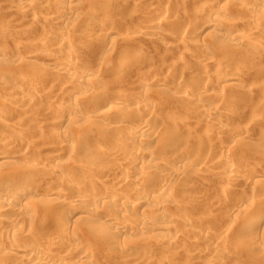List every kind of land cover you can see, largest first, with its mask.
<instances>
[{"label":"rangeland","instance_id":"rangeland-1","mask_svg":"<svg viewBox=\"0 0 264 264\" xmlns=\"http://www.w3.org/2000/svg\"><path fill=\"white\" fill-rule=\"evenodd\" d=\"M27 1L31 2L33 5V13L30 15L23 16L19 12L17 7L18 0H4V3L0 8V50L6 51L8 55L6 60L0 63V75L6 76L4 80L0 81V102L9 103L6 104V106L0 103V105H2L0 106V108L2 107L0 109V114L3 115H1L2 118H0V156H2L0 157V178L1 180L6 179V176L3 174L8 172L7 169L18 168L19 170H16V178H20V181L26 179L22 184L29 185L28 193L25 195L24 202L28 203L27 201L35 199L32 202L29 201V203H31L33 208L38 207V210L36 208L38 212L36 214H40L39 217L36 214H33L34 219L31 217V219L27 221L29 223L26 222L27 227L24 224L25 228H23V230L25 229V231L22 232L24 234H21L22 236L20 235V237L23 238L25 234L29 233V241L31 240L30 242L34 243L36 247L38 246V248L41 247L40 249H43L42 247L45 240L48 239L47 237H52V235L55 236L54 233L56 234L62 230L59 229L60 225L62 226L63 224H61L62 221L59 222L61 219L55 217L56 215L54 213H49V215L42 213V215L44 214L42 216L41 212H43V208L37 203L39 198L44 197L43 189L48 185L55 184L58 180H55L52 176L50 178L48 175L39 174H41L40 170H42V165L44 164L46 167L45 164L48 165L52 163L53 155L58 154V151L60 150L59 146L61 144L59 143H61V141L59 138L58 140L57 138L53 139V133L57 130L59 132L66 131L68 127L83 126L88 119V116L84 115L83 118L78 119V121L76 120L77 122L75 121V123L74 121L68 122L69 119L66 116L67 109L64 108L63 110L62 108L61 112H63L57 114L56 117V114L53 115L52 112L47 111V109L50 108L49 106L62 107L64 100L65 102H71V104L75 103L76 96L79 95L69 94L72 92L71 89L73 88L72 90H74L76 86V84L72 83L69 78H56L54 75H47L44 73V69L51 67L53 64L52 61H55V63L67 64L76 69H81L82 67L87 70L90 69V73L94 74L101 71L102 68L106 69V71H113L118 66L117 64L120 65L121 54L125 53H123V51L131 52L133 55L135 48L138 50L141 47L139 49V51L141 50L140 56H142L144 61L135 68L137 73L144 77H150L153 75L158 76V74L162 75L163 73H159V67L165 64L170 65V63L175 60L174 58H177L174 57L176 56V53H178L177 56L184 53L183 55L187 58L185 62L175 65V67H173L174 69H172V71H174L171 75L174 79L171 82V87L194 95L203 86H206V89H208L207 95H204H209L208 97H210L211 100L206 98V102L204 100L205 98H202L198 103L201 98L200 95H195L188 101L163 96L161 104L157 107L154 116H151V119H148L149 121L147 122L150 131L166 134L170 137L169 143L161 144L160 142L153 146L155 147L154 150L152 149L157 152V154L160 153L159 155H161L160 157L162 158L163 155L161 154V151L162 148H164L166 152V157L164 156L163 158L164 165L172 164L181 168L180 170L184 169H182L183 166L185 167L184 170H187V167L189 168L185 172L184 170L181 171L182 174L179 173L180 171L178 170V172L175 171L168 173L169 176L166 175L171 179L173 178L174 186L171 185L172 182L169 187L166 180L158 175H152V177L149 174L150 177L147 176L144 181L148 188L150 186L151 190L155 187L157 188H155L156 191L165 189V197H167L168 194L167 199L170 198V202H173L170 204L171 206H164L166 210L161 207V205L159 206L157 202H150L139 209L135 206V209L133 208L135 205H133V203H135L137 199L135 196H131V198L128 199L130 202H128L132 204V207L131 209L127 207L130 210V212L127 213V211H129L128 209L125 212V208H123V211L121 209L123 207L121 204L118 205L115 201V203H113L110 196H107L98 202H92L100 211V213L95 216L88 214L87 209L88 207L90 208V204L83 202L79 205L80 208H78V212L75 214L76 219H79L77 220L78 222H76V231L80 228L78 231L82 234V229L86 227L83 231V235L80 234V236H78L77 234H79V232L77 231L76 234L73 229H71L73 232L71 230H63L64 233L62 232L63 234L61 233V235L65 239H60L61 242L59 241L56 247H53V250L49 252V255L52 254V258L50 259L53 260V256L56 255L57 257H61L60 255L63 254H65L63 256L70 258L68 254L72 250H67L66 245L67 247L68 245L74 247L73 241L76 240L79 244L82 243L83 246H86V248L94 254H92L94 257L87 258L88 260L91 258L89 262L88 260L86 261L87 264L264 263V258L261 259L262 256L259 251L260 247L262 248V246H264V228L255 229V231L252 232L248 230L249 228L245 230L244 228H239L241 221L240 217H246L243 214H246L247 212H249L247 217H249V220L251 218L250 221H254V223L255 220L256 223H261L260 221L264 219V6H262V4L257 5L252 3L251 0H75L76 3L74 6H76L77 15L68 16L70 10L64 6L63 3L59 6H51V0ZM128 2L130 4H128ZM120 3L128 5L125 7ZM88 19L91 21L98 20L101 24L104 22L102 24L103 32H93V34L96 33L95 36H99V34L100 36H104L108 30L115 31L119 34L117 36V39L119 40L117 41L118 43H116V45L113 43V45L103 44L96 46L97 43L87 40L86 37L90 34V31L85 26L84 22ZM153 19L154 21L156 20V22L157 20L159 21L162 19L164 20V23L162 22L163 24L161 25L151 24ZM214 19L218 22L219 20H223L224 23H222L223 25H221L220 28H226L230 31L232 30L245 37L247 41L245 40L244 43H242V46L240 45V47L236 48L232 44L233 41L229 40L230 38H227V36L224 35V29L222 31H219L214 27H207L205 29L207 23L210 20L212 22ZM148 21L150 22L147 23ZM69 26H71L72 29L69 28ZM144 27L161 32L166 36L168 35L167 40H169L171 44L166 45L167 47H165L163 40H157L154 42L143 41L139 45H137V41L135 42V40L133 41L135 43L132 42L133 44L131 42L127 43V45L124 44L125 42L122 45L120 44L124 38L136 35L134 33ZM67 36L68 41L65 40ZM40 39H44L45 42L48 43V46L42 47L37 45L35 42ZM91 39L97 41L94 37ZM30 54H35L37 56H34L33 59H29ZM132 55L127 59L130 61L133 60L131 59ZM112 64L114 65V68ZM154 64L157 65L154 66ZM211 65L221 67L225 74L227 73L226 75L233 79V81L225 83L219 75H216L212 71L210 68ZM84 66L87 67L85 68ZM66 82L69 85L72 84V86L68 85L69 87H65L67 90L70 89L68 90L69 93L68 91L66 92L65 88H63L64 90L62 91L59 89V85L63 83L67 85ZM79 91L80 90L77 88L76 92ZM53 95L58 96L57 103H55L57 99H55ZM223 97L228 98L229 103L223 104L219 102V99ZM16 98L23 102L25 101L24 105L26 106L24 107L26 108L30 104V111H28L29 107L26 111H23L24 107H22V109L18 107L21 105H16V103L20 102H16ZM59 98H62V102H60L61 99ZM208 99L210 100L209 102L207 101ZM26 103L29 104L27 105ZM52 103L55 105H52ZM200 103H205V105L209 107V113H214L212 121L209 124L212 132H210L209 136L207 135L204 138L202 134L205 126L203 125V122L196 120L198 116L204 114L196 105ZM3 106H5V108ZM6 108L9 109L6 110ZM13 124L15 126H13ZM37 125L39 128H42V130H38ZM35 126L37 128H35ZM47 126H51L50 129H48ZM53 126L58 129L56 128V130H53L55 129ZM219 127H223L226 131L223 130L220 132L218 130ZM19 128L21 131L18 130ZM33 128L36 131H34ZM49 130L54 132L52 133ZM71 130L73 129L71 128ZM68 131H70V128ZM242 131L243 134L245 131L246 136L243 135V137H240ZM26 135L30 139L27 138ZM202 138L203 143L205 141L209 144L210 141L209 146L207 144L203 147V145L198 144L200 142L202 143ZM240 138H242L243 141H241L242 139L239 140ZM198 139L201 141L198 142ZM6 140L9 142H6ZM31 140L32 142L30 143ZM105 141H108V139L104 140L103 145L106 144ZM10 142H14V145ZM217 142L220 143L219 145L224 144L225 146H221L220 148ZM43 143H46L45 146ZM57 144H59V146ZM107 145L109 144L107 143L106 146ZM168 145L170 146L168 147ZM18 146L19 150L22 149V147L24 148L22 149L24 154H20L17 149ZM15 149L19 154L16 153L17 151ZM55 150H58L57 153H55ZM62 150L61 147L59 152L61 153ZM75 150L76 152H74ZM78 150L80 149H74L73 151L68 149V152H66L67 150H63L61 154L62 156L64 155V168L62 166L64 163L59 164V166L65 170L63 171L67 172V174L65 173L66 177L73 180H79L84 177L83 171L81 170L79 172L81 167L79 159L81 161V159H85L87 156L84 151H80V153ZM82 153L86 156L85 158L81 155ZM188 154L189 156H187ZM3 155H13L15 158L10 159L8 157V159H6V156L3 157ZM183 155H186L187 157ZM195 155L199 159H202L203 157L205 159H211L210 161L214 158L213 161L215 162L217 157L225 159L228 156L226 158L228 164L230 162V166L241 172L242 180H236L237 184L234 183V187L232 186L233 188L230 192L231 200L229 201L230 203L228 202V204H226L228 206L223 205L221 208L222 205H220L218 208V206H214L213 201L215 197L217 198L218 195H221L220 187L224 184V181L222 183L221 176H223L222 174H224L223 172L225 171L222 173L220 172L223 170V167L221 166L222 168H220L219 163V167H217L218 164L216 163L217 166L214 165V167L216 166L215 170L217 171V168L222 170L219 169L220 171H218V173L216 172V174H213L212 172L215 170H210L213 167L212 166L208 168V170L211 171H208V173L203 167L206 165H199L200 161ZM88 157L86 159L90 160L91 158L89 159ZM166 159L167 161L168 159L170 160L167 162L165 161ZM6 160L9 161L8 164ZM209 160L206 161L209 162ZM31 161H38L35 162L37 165L41 162V165H39L41 167L38 168L39 174L37 173V177L35 175L36 173H31L32 170L37 171V168L28 170L31 171L30 173L32 175L30 173L27 174V172L25 173L23 170L25 169L24 167L27 168V165L33 167L31 166L33 165ZM4 162H6V164ZM99 163L101 162H98V164ZM101 164L99 165L101 166ZM65 167L67 168L65 169ZM83 167L84 166L82 165L81 168ZM72 168H77L78 174H73L71 172V170H73ZM93 168L94 167H92V170ZM98 171H100V168L96 167L92 174H98ZM190 171L195 174L200 171V174L193 175ZM43 172L44 171H42V173ZM23 173L25 174L23 175ZM80 173L82 174L80 175ZM25 175L31 176H29L28 179ZM43 175L47 176L46 178L44 176V181H42L44 179L42 177ZM198 175H200V177ZM100 176L104 177L105 175L104 173H101ZM100 176L98 177L99 179L101 178ZM108 176L109 174L106 173V181L104 180L105 178H102V180L100 179L101 181L98 178L95 179L96 182L94 181V185H90V182L87 181L89 184L88 188H90L89 186H91V188L93 186L95 192L98 190H100L99 192H103L106 188V183L107 185H110L112 182V180H109L111 178H108ZM38 177L43 179H38V181ZM244 177L246 179H244ZM222 179L224 180L225 177ZM40 181L42 182L40 183ZM58 183L59 181L56 184ZM258 183H260V185ZM10 191L12 190L9 189L8 192L6 191V194L8 193L7 195H9L10 197H8L11 199V195L13 194ZM218 192L220 194H218ZM102 194L105 193L103 192ZM232 196H235V199L237 198L238 202L236 200V203L238 205L233 202L235 199ZM9 198L5 197L4 200H9ZM258 199H263L261 202L263 205H256V203L260 204L258 203ZM41 200L42 199L38 202H42ZM209 201L213 202L211 203ZM231 201L233 203H231ZM4 204L6 205L7 203ZM37 204L40 206H35ZM157 208L161 209L159 210L161 211V215L158 217L154 214V212H157L155 211ZM257 208H262V210H258ZM225 209L226 212H229L230 209L232 211L233 209L235 212L234 214L236 215L230 217L229 215L228 217L224 216L227 215ZM253 211L255 212V216H253ZM35 215L37 219L35 218ZM68 215H70V212ZM253 217H256L255 220ZM144 219L148 221L146 222L147 225H141ZM114 221H125L128 225L130 224L133 229L129 233L117 234V236H115L116 234L114 233V230L116 227L113 223ZM31 223L33 224L32 226ZM2 225L4 227V224ZM2 225L0 223V228H3L1 227ZM17 225L22 226V223L19 222ZM250 225L253 224L250 223ZM141 227L142 230H140ZM28 228L30 229V232ZM3 230L9 232V230L4 228ZM12 231L13 230L10 228V235L13 236H7V234L5 236L4 234L5 237H1L4 239H2V242L0 241V246L2 247L0 248L2 250L4 248V251L6 249L7 252V248H14L13 245H17L15 249H22V246L28 242L26 240L28 239V236L26 238L25 235V238L22 239L23 241L18 237V239L15 240L17 243H13V245L11 243L8 246L7 244L10 242L7 243V241L9 238L14 237V231ZM66 231H71V233L67 234ZM85 232H87V236H85ZM199 233H201V236ZM64 234L66 237L63 236ZM112 234L115 235L113 236ZM202 234L204 236H202ZM32 235H36L37 240H39H35L34 238L36 237H33ZM108 235H112L114 238L111 236L112 238L110 237V239H108ZM78 237L81 239L78 240ZM19 239L21 240L20 242H18ZM111 239H113L112 243L110 242L112 241ZM109 242L110 244H107ZM3 244H6L7 247ZM63 248L66 252H64L65 250ZM68 248L70 249V247ZM4 251L3 253H5ZM3 253L0 254V264H27L28 262L31 264L35 262V260L38 261L37 259L39 258L37 255L33 254L32 256L30 255V257L27 255L23 258L14 257V259L10 257L9 259V257H7V259L4 258L6 257V253L5 256H3ZM74 254L73 256L71 255V257L76 260L77 255L75 256ZM28 258H30L31 261ZM50 259L48 260L49 262H47L48 264H58L55 261L50 262ZM78 259L79 260L76 261L74 260V264H80L82 261L85 262V258L78 257ZM260 259L262 262L259 261Z\"/></svg>","mask_w":264,"mask_h":264},{"label":"bare ground","instance_id":"bare-ground-1","mask_svg":"<svg viewBox=\"0 0 264 264\" xmlns=\"http://www.w3.org/2000/svg\"><path fill=\"white\" fill-rule=\"evenodd\" d=\"M126 1H128V0H126ZM121 2H125V1H121ZM251 2L252 3H255L257 5L258 4H260V5L262 4V6H264V0H251ZM3 3H4V0H0V8L3 5ZM61 3H63L64 6H66L70 10L69 13H68V16L75 15V14L77 15V9H76V6H74V4L76 3L75 0H51L50 5L51 6H53V5L59 6ZM120 4H122L123 6L126 7L130 3L128 2L127 5H124L125 3L124 4L123 3H120ZM17 7H18L19 12L23 16L30 15V14L33 13V5L31 4V2H29L27 0H18ZM214 20L212 22L210 20L207 23V25L205 26V29L207 27H214L215 29H217L219 31H222L224 28L222 29V28H220V26L223 25L222 24V23H224L223 20H219V22L216 21V20L214 21ZM163 21L164 20L161 19L159 21L157 20V22H156V20L154 21V19H153V22L151 24L161 25V24L164 23ZM149 22L150 21H148L147 23H149ZM84 23H85V26L90 31V34L86 37V39L89 40V41H91V42H93V43H97L96 46L103 45V44H106V45L112 44L113 45V43L116 45V43H118L117 41H119V40L117 39V36L119 34L116 33L115 31L108 30L107 33L104 34V36H100V34H99V36H95L96 33L93 34V32H98V33H101V31L103 32L102 24L104 22L101 24L98 20L97 21H94V20L91 21V20L88 19ZM69 28L72 29L71 26H69ZM224 30H223V32L225 33L224 35L227 36V38L229 37L230 38L229 40H232L233 42H235V43H233L231 41L232 44L236 48L237 47H240V45L242 46V43H244V41L246 40L245 37H243L242 35L234 32L232 30L230 31L229 29H226V28ZM70 31H73V30H70ZM134 34H136V35L130 36V37H127V38H124L122 40V43L120 42V44L122 45L125 42L124 44L127 45V43H130V42L132 43L134 40H135V42L137 41V45L141 44L143 41H151V42H154V41H157V40H163L164 41V44H165V47H167L166 45H170L171 44L169 42V40H167L168 35L166 36L165 34H163L161 32H158L156 30H150V29H148V27H144L142 29H139ZM92 37H94L95 39H97V41L96 40H92L91 39ZM65 40L68 41V36H67V38ZM135 42H133V43H135ZM35 43L37 45H39V46H42V47L48 46V43L45 42L44 39L43 40L40 39L39 41L37 40ZM132 44H131V46H132ZM94 46H95V44H94ZM139 49L137 50L135 48V51L132 50L133 51V55L130 52L131 55H132V57H133V58L131 57V59H133L131 61L127 59V58H129V56H131L130 53L128 51L127 52L126 51H123V53L124 52L125 53L124 54H121V57H120V59H121L120 65L117 64L118 66L116 65L117 67L113 71H106V69H103L102 68V70L100 69L101 71H98V72H96L94 70L96 72L94 74V73H90V71H91L90 69L87 70V69H84L83 67H82L83 69L82 68L81 69L80 68L79 69H76L75 67H74L75 68L74 69L70 65L62 64V63L61 64L55 63V61L54 62L52 61L53 64H52L51 67H47V68L44 69V71H45L44 73L47 74V75H54L56 78H63V77L69 78V80L72 81V83H75L76 86H77V88L80 90L79 92H76L77 88L74 85L75 86V89L72 90L73 88L71 87L72 88L71 89L72 92L70 91L71 93H69L68 90H70V89L67 90L65 88L69 84H67V82H66L67 85H65L64 83L63 84H60L59 85L60 86L59 89L61 91L64 90L63 88H65L66 92L68 91L69 94L79 95V96H76V100L75 101L77 103L75 102V103H72L71 104V102L70 103L67 102V101L65 102V100H64V102H63L64 104L62 105V107H51V106H49L50 108H48L47 111L48 112H52L53 115L56 114L55 115V117H56L57 114H60L62 108H63V110L65 108V109H67L66 116L69 119L68 122H73L74 121V123H75L76 120L78 121V119L83 118L84 115H87L88 116V119L83 124V126H79V127H68V129L66 131L63 129L64 131H61V132H59L58 130L55 131V132L52 131V130H49L52 133L54 132L53 133L54 136L52 134L53 139H56V138H57V140H58V138L60 139L61 143H59V144L63 145V146H61V145L59 146V144H57L60 147V150H61V147H62L63 150H67L66 152H68V149L71 150V151H73L74 149H80V150H78L79 152L80 151H84L85 155L87 157L89 156L88 158L89 159L91 158V159L88 160V159H86L87 157L84 156L83 153L81 154L82 156H84V158L86 157L85 159H81V161L79 159V162L81 163V167H82V165L84 166L83 168L80 167L79 172L82 170L83 173H84L83 174L84 177H82V179H79V180L77 179L78 181L66 177L67 172H64L65 170L62 169L61 166H59L60 163H64L65 162L64 161V157H63L64 155L62 156V154H61L63 152V150L60 153L59 152L60 150L58 149L59 150V151L57 150L58 151V154H54L53 155V161H54V163L52 161V163H50L48 165L45 164L46 167L44 166V164L42 165V170H40V173L41 174H39V172H38L39 171L38 168L41 167V166H39V165H41V162H40L41 160L39 161L40 164L37 165L35 162H38V161L33 162L34 161V159H33V161H31V163H33V165H31V166H33V167H29L27 165V168H26L23 165V167L25 168L23 170L25 171V173L27 172V174L31 172V171H28V170H30V169L32 170V168H34V169L37 168L36 169L37 171L32 170V172H31L32 174H33V172H34V174L36 173L35 174L36 177L38 176L37 173L39 175L45 174V175H48V177L50 176V178H51V176H52V177L55 178V180L57 179L59 181L58 184H56L58 181L55 182L56 185L50 183L51 185L50 186L49 185L46 186L43 189L44 191L41 190V191L44 192V194H43L44 197L43 198H39V200H38V201H40V199H42L41 200L42 202H38L37 201V203H39L41 205V207L43 208V209L41 208L43 212L40 211L41 212V215H42V213L48 214V215H49V213H52V214L54 213L56 215V216L54 215L55 217H57L58 219H61V220H59V222L62 221L61 224L63 223L62 226L60 225V227H59V229H62L61 231H59V232L56 231L57 233L56 234L54 233L55 236L52 235V237L51 236L47 237L48 239L45 240V243L43 244V247H42L43 249H40L41 247L38 248V246L36 247L34 245V243H31L30 242L31 240L29 241V237H30V236H28L29 233L25 234L26 235V238L28 236V239H26L28 242H26L25 245L22 246V249L19 248V250H18V248H16L17 249L16 250L15 247H17V245L16 246L13 245V243H17V241L15 242V240H17L18 237H20L21 234H24L22 232L25 231V229L23 230V228H25L26 222L28 220H30L31 217L34 216L33 214L38 213L37 212L38 207H36L37 210H36V208H33L31 206V203H29L30 200L27 201L29 204L26 203V202H24L25 195H26V193H28L29 185H25L24 183H23L24 185L22 184V182H25L26 179L25 180L23 179L24 181H22V180L20 181L19 180L20 178L19 179L16 178L15 175H17L16 174L17 173L16 170L18 168L17 169L14 168L15 170L13 168L12 169L9 168V170L7 169L8 172H5L3 174L4 176H6V179L4 178L5 180H1V178H0V223H1V225L4 224V227H3V225L1 227H3L6 230H9V232L8 231L6 232V231L3 230V228H0V234H1L0 238L2 236L5 237L6 234H7V236L10 235V228H11V230L14 231V237H11V238L8 237L10 241L8 240L7 243L8 242H10V243H8V244L6 243V244L9 246V244L12 243V245L14 246V248H10V249L7 248V250H8V252H7L6 249L4 251V248L2 250L1 249L2 247L0 246L1 247L0 248V254L3 253V251L5 253L7 252L6 253V257H4V258H7V257H9V259H10V257L11 258H14V257H16V258H21L22 257L23 258L24 256L26 257L27 255H29L28 257H30V255L32 256L34 254V255H37L40 259L38 258L37 259L38 261L35 260V262H33L31 264H48L47 263V262H49L48 260L50 258H52V256H51L52 254L49 255V252L52 251L53 250V247H56V245L59 243L60 239L63 238L62 235H61V233L63 232V230H67L68 231V230L73 229V230H75V233H76L80 229V228H78V230L76 231L75 226L77 227L76 222H78L77 220H79V219H76V215L75 214L78 212V208H80L79 205H81L83 202L90 204V208L88 207L87 212H88V214L95 215V216L98 215L100 213V211H99V209L92 202H98V201L102 200V198H105L107 196H110V199H112L113 203L116 202V204H118V205L121 204V206H123L121 209L123 210V208H125L124 209L125 212H126L127 209L129 210V208L131 209V207H132L131 206L132 204H130L129 203L130 201L128 200L129 198H131V196H135L136 197L137 200L135 199L136 201H135V203H133V205L135 204L133 208H135V206H136L138 209L146 206V204H148L150 202H155V203L157 202V204H159V206L161 205V207H163V208H164V206L167 207V206H169L170 204L173 203V202L172 203L170 202V198L167 199L168 194H167V197H165L166 196V195H164L165 189H162L160 191L159 190L156 191L157 188L155 187L156 189L155 188H152V190H151L150 189V186L148 188L146 186V184H145L144 181L146 180L147 176H149V174L151 176L152 175L153 176L154 175H158V176H162L163 177L162 179L166 180V182L168 183V186H169L170 183L173 182V178L171 179L170 177H168L169 176L168 173L175 172V171L178 172V170L180 171L179 173H181V171H183L185 169V167L183 166L182 169L183 168L184 169L183 170H180L181 168H178V167H176L175 165H172V164H165L164 165L163 158H164V156L166 157V152H165L164 148H162V151H161V154L163 155V157L161 158L160 157L161 155H159L160 153L157 154V152L153 151L155 149V147H153V146L155 144L160 143V142H161V144H163V143H169L170 142V137L168 135H166V134L154 133V132L150 131L147 122L151 119V116H154V113H155L157 107L161 104V99H162L163 96H165V97L167 96V97H170L172 99H179V100L188 101L191 98H193L195 95L196 96L200 95L201 98L198 101V103L201 101L202 98L203 99L205 98L204 99L205 102H206V98H209L210 100H211V98L208 97L209 95L208 96H205V95H207V92H208V89H206V86H203L200 90H198V92H196L195 95L194 94H190V93H188L186 91L176 90L175 88L171 87V82L174 79V77L171 75L173 73V71H174V70L172 71V69H174L173 67H175V65L185 62V60L187 58L183 55L184 53L182 55H179V56H177L178 53H176V56H174V57H177V58H174L175 60L174 61L172 60L173 62L170 63V65L169 64L168 65H166V64L165 65H161L160 64L161 66L158 65V66H160L159 67V70H160L159 73L160 72H161V74L163 73L162 75H159L158 74V76L153 75V76H150V77H144L141 74L137 73L136 72L137 70H135V68L137 67V65H139L140 63H142L144 61V59L142 58V56H140L141 55V53H140L141 50L139 51ZM65 55H66V53H65ZM34 56H37V55L30 54L29 55V59H33ZM7 57H8L7 52L4 51V50H0V63L1 62H4ZM64 60H62V61H64ZM127 60H128V62H127ZM114 65H113V68H114ZM156 65L154 64V66H156ZM259 67H260V65H259ZM210 68L212 69V71L216 75H219L225 83H227V82L229 83L230 81H233V79H231L229 76L226 75L227 73L225 74L224 70H222L221 67L215 66V65H211ZM140 69H141V67H140ZM141 71H143V70H141ZM5 78H6L5 75H0V81L1 80H4ZM69 86H72V84L69 85ZM57 93H58V91H57ZM53 97H55V99L58 98L57 95H53ZM21 99H22V97H21ZM59 99H61V101L60 100L59 101L62 102V98H59ZM209 99L207 100L208 102L210 101ZM219 100L218 101L221 102V103H223V104L229 103V99L228 98H224L223 97V98H220ZM15 101L16 102L20 101L19 103H16V105H21V106H18L21 109H22V107L26 106V105H24V102L25 101L23 102V101H21V100H19L17 98L15 99ZM57 102H58V99H57V101H55V103H57ZM0 103L2 105L4 104L5 106H6V104H9V103H4V102H0ZM13 104H15V103H13ZM26 104L28 105L29 103H26ZM2 105H0V106H2ZM52 105H55V104L52 103ZM196 105L204 113L203 115H200V116H198L196 118L197 121L203 122V125L205 126V128L203 130V134H202L203 135V138H204L207 135L209 136L210 135V132H212L211 127H209V124L212 121V118H213L212 116L214 115V113L213 114H212V112L209 113L210 112L209 107L207 105H205V103L204 104L203 103H200V104H196ZM5 106H3V107L5 108ZM28 107H29V109H28ZM28 107L27 108L24 107V110L23 111H26L27 109H28V111H30V104H29ZM8 109L6 108V110H8ZM17 110H19V109H17ZM11 111H8V112H11ZM20 112H22V111H20ZM51 114H49V115H51ZM1 115L2 114H0V116ZM26 115H25V117H26ZM61 115H63V114H61ZM2 116L0 118H2ZM45 116H47V115H45ZM48 123H49V121H48ZM38 124H40V123H38ZM57 124H59V123H57ZM70 124H72V123H70ZM13 126H15V125L13 124ZM55 126H56V124H55ZM11 127H12V125H11ZM37 127H38V125H37ZM37 127L35 126V128H37ZM47 127H48V129H50L51 126L50 127L47 126ZM54 128L55 129H53V128L52 129L53 130H56L57 127H54ZM69 128H70V131H68ZM71 128L73 130H71ZM39 129L42 130V128H39L38 127V130ZM18 130L21 131L20 128ZM218 130L221 132V131L224 130V128L223 127H219ZM20 131H18V132H20ZM34 131H36V130L34 129ZM219 131H218V133H219ZM224 131H226V130H224ZM243 135L246 136L245 135V131H244V134H243V131L241 132V136L240 137H243ZM35 137H39V136H35ZM27 138H29V137L27 136ZM203 138L201 139L202 140V143H203ZM50 139H51V137H50ZM107 139H108V141H105V143L106 144L108 143L109 145H107V146H106V144L103 145L104 140H107ZM241 139L242 138H240L239 140H241ZM32 140L30 141V143L32 142ZM201 140L198 139V142L201 141ZM7 141L8 140H6V142ZM12 141H14V140H12ZM18 141H19V139H18ZM241 141H243V139ZM10 143L14 145V142H10ZM202 143L200 142L198 144L199 145L200 144L203 145V147H204V145H207L208 144L205 141H204L205 144L204 143L202 144ZM16 144H18V143H16ZM33 144H34V142H33ZM45 144H44V146H45ZM51 144H53V143H51ZM209 144H210V141H209ZM209 144H208V146H209ZM219 144L220 143H218V145ZM13 145H11V146H13ZM170 145H168V147ZM215 145H217V144H215ZM24 146H25V144H24ZM29 146H30V144H29ZM219 146L221 148V146H225V145L223 144V145H219ZM18 148H19V146L17 147V149ZM22 149H24V148L22 147ZM22 149H20V150L18 149L21 155L24 154V152H23ZM27 151H28V149H27ZM37 151H39V150H37ZM57 151L55 153H57ZM74 152H76V150ZM16 153H18V151ZM37 154H39V153H37ZM184 154H186V153H184ZM189 154L187 156H189ZM220 154H221V152H220ZM27 155H29V154H27ZM4 156H6L5 157L6 159H8V157L10 159L15 158L13 155H3V157ZM183 156H186V155H183ZM201 156H200V158H201ZM221 156H223V155H221ZM0 157H2V156H0ZM22 157H24V156H22ZM32 158H35V157H32ZM36 158H39V157H36ZM203 158L202 159H199L197 157V159H199V161H200L201 164L199 162L198 163L201 166L206 165V166H203V167H204V169H206L207 172L210 171V170H215L216 169V166H217L216 163L217 164L219 163L220 164V168L223 167L222 168L223 170L220 169V168H217V171L215 170V171L212 172L213 174H216V172L218 173V171H220V170H222L220 173H222L223 171H225V172H223L224 174H222L225 177L224 180L222 179L224 177L221 176L222 177L221 178L222 183L224 181V184H222V186L220 187L221 188V192H220L221 195H218V197L217 198L215 197V199L213 200L215 207L218 206V208H219V206L222 205L221 206V208H222L223 205L225 206L231 200L230 192H231V189L234 187L233 185H234V183H236V180H239V179L242 180V178H241L242 177L241 172L238 169L230 166V162L228 164V162L226 161V158L223 159V158L217 157L215 159L216 162L213 161L214 158H213L212 161H210L211 159L209 160L207 158L206 159L204 158V160H203ZM42 159H43V157H42ZM169 160L170 159H168V161ZM206 160H209V162L206 161ZM6 161H7V164H8L9 161L8 160H6ZM165 161H167V159ZM98 162H101L102 163V164L99 163V164H101V166L98 164ZM4 163L6 164V162H4ZM92 163H93V165H92ZM2 164H3V162H2ZM219 164H218L217 167H219ZM64 165H65V163L62 165L63 168H64ZM214 165H216V166L214 167ZM71 166H74V165H71ZM43 167H45V168H43ZM92 167H94L93 168L94 171H95V168L96 167L100 168V171H98V174L97 173L96 174H92V173H94V171L92 170ZM209 167H212V168L210 170H208ZM66 168L67 167H65V169ZM77 168H79V167H77ZM77 168H74V169L72 168L73 170H71V172L73 174L77 173L78 172ZM188 168L189 167H187V170H188ZM187 170H184V172L187 171ZM248 170H250V169H248ZM42 171H44V172L42 173ZM199 172H197L196 174H198ZM25 173H23V175ZM101 173L102 174L104 173L105 176L104 177L103 176H100ZM106 173H108L109 176H111V177L108 176V178H111L109 180H112V182L110 183V185H107V183H106L107 186L105 185L106 188L104 187L105 190H103V192L105 194H102L103 193L102 191H101L102 193L99 192L100 190L97 191L98 193L95 192V190L93 189L94 188L93 186H92V188H91V186H89L90 188H88V185H89L88 182H90V185L91 184L94 185L95 179H97L99 176L101 177L100 178L101 180H102V178H105L104 180L106 181ZM81 174L82 173H80V175ZM192 174L193 175H196L194 172ZM18 175H21V174H18ZM31 175H28V176L25 175V177H28V179H29V176H31ZM35 175H33V176H35ZM45 175H43L42 177L44 178ZM166 175H168V176H166ZM67 176H69V175H67ZM198 176L200 177V175H198ZM255 176H257V175H255ZM20 177H24V176H20ZM39 177L37 178V180L38 179L39 180H42L43 179V178L40 179L41 177L40 178ZM46 177L47 176H45V178ZM73 177H74V175H73ZM45 178L42 181H44ZM74 179H76V178H74ZM244 179H246V178L244 177ZM42 181H40V183ZM86 182H87V185H86ZM47 184H48V182H47ZM258 184L260 185V183H258ZM52 185H54V186H52ZM171 185L174 186L175 185L174 182ZM263 185H264V183H263ZM166 187H167V185H166ZM9 189L12 190L10 192L13 194V195H11V197H12L11 199L9 198L10 196L7 195L8 193L6 194V191L8 192ZM72 189H74V190H72ZM158 192H162V193H158ZM220 193L218 192V194H220ZM229 196H230V198H229ZM235 196H236V194H235ZM235 196H232V197L234 198ZM5 197L6 198H9V200L8 199H5L4 200ZM263 199H261V200L258 199V203H260V204H257L256 203V205H263V204H261V202H262ZM33 200H35V199H33ZM172 200H173V198H172ZM236 200H237V198L235 199V201H233V200L232 201L234 203H236ZM32 201H30V202H32ZM232 201H231V203H233ZM239 201H240V199H239ZM209 202H211V201H209ZM237 202H238V200H237ZM4 203H7V204L5 205ZM40 205L37 204L35 206H40ZM212 206H213V204H212ZM226 206H228V205H226ZM127 207H129V208H127ZM258 207H261V206H258ZM263 208H264V205H263ZM257 209L258 210H262V208L261 209L257 208ZM159 210H161V209L157 208V210H155L157 212H154V214H156L157 217L161 215V211H159ZM68 211L70 212V215H68L69 214ZM123 211H121V212H123ZM232 211L230 209L229 212H226V209H225V212L227 213V215H224V214L223 215L224 216H227V217H228V215H229V217L232 216V215L233 216L236 215V214H234L235 212H234L233 209H232ZM128 212H130V210L127 211V213ZM225 212H223V213H225ZM255 212H256V210H255ZM255 212H254L253 216H255ZM248 213L249 212H247L246 214H243V215L246 216V217L243 216L244 218L241 215H239V216H241L240 217V220L241 221H240V225H239V228L240 229L241 228L242 229L244 228V230H245V229H248L249 228L248 230H250L252 232V231H255V229H262V228H264V219L263 218H262L263 220L260 221L261 223H259V222L256 223V220H255L256 217L255 218L253 217V219L255 220V223H254V221L253 222L250 221L251 218L249 220V217H247L248 216L247 215ZM154 214H153V216H154ZM36 215H35V218L37 219ZM39 215H37V216L39 217ZM164 215H165V213H164ZM33 219H34V217H33ZM51 220H52V218H51ZM16 221H17V224L19 222L22 223V226L17 225L16 224ZM33 222H34V220H33ZM146 222H148V221L144 219L142 221L141 225H145V224L147 225ZM27 223H29V222H27ZM113 223H114V225L116 227V229L114 230L115 232L113 231L116 235L115 234H112L113 236L114 235L117 236V234H126V233H129L133 229L130 226V224L128 225L125 221H123V222L114 221ZM250 223H252L253 225H250ZM24 224H25V226H24ZM32 225L33 224L31 223V226ZM31 229H32V227H31ZM84 229H82V234L80 233V231H78L79 234H77V233L76 234L78 236H80V234L83 235ZM28 230L30 232V229L29 228H28ZM140 230H142V227L140 228ZM67 231H66V233L68 234V233H71L72 230L69 231V232H67ZM86 233L87 232H85L84 234H86ZM4 234H5V236H4ZM65 234L63 236H65ZM74 234H72V235H74ZM199 234L201 236V233H199ZM25 235L23 236V238L20 237L21 240L25 238ZM112 235H108V237H109L108 239H110V237ZM10 236H13V235H10ZM85 236H87V234ZM197 236H198V234H197ZM202 236H204V235L202 234ZM33 237H36V235H34ZM67 237H68V235H67ZM198 238H200V237H198ZM2 239H4V238H1V240H0L1 242H2ZM34 239L37 240V237L34 238ZM63 239H65V238H63ZM79 239H81V238L78 237V240ZM258 239H260V238H258ZM21 240L19 239L18 242H20ZM111 240L112 241H110V242L112 243L113 242V239H111ZM75 241H73V246L74 247H72V245L71 246L68 245V247H70V249L66 245L67 250H70V251L72 250L71 252H74L75 254L74 253H71V252L69 254L67 253L70 256V258H69L67 256L66 257L63 256L65 254L62 253L63 255H60L61 257H57V255L56 256H53L54 258H53V260L50 259L51 260L50 262L55 261L58 264H74V260L75 259L73 257H71V255L73 256V254H74L75 256L77 255L76 260H79L80 259V258L78 259V257H81V258H85L86 259V260L84 259L85 262L82 261L80 264H87V262H86L88 260L87 258L92 257L94 254L92 252H90L89 249L86 248V246H83L82 243L79 244L78 241H76V242ZM95 242H97V241H95ZM110 242L107 243V244H110ZM6 244H3V245H5L7 247ZM13 246H11V247H13ZM259 251H260V254L262 256L261 259H263L264 258V246H262V248L260 247ZM64 252H66V250ZM5 253H3L4 254L3 256H5ZM260 254H259V257H260ZM256 257H258V256H256ZM213 258H214V256H213ZM28 259H30V258H28ZM33 259H35V258H33ZM261 259L259 261H261ZM89 260H88V262H89ZM92 260H93V258H92ZM30 261H31V259H30ZM27 264H29V262ZM262 264H264V263L262 262Z\"/></svg>","mask_w":264,"mask_h":264}]
</instances>
